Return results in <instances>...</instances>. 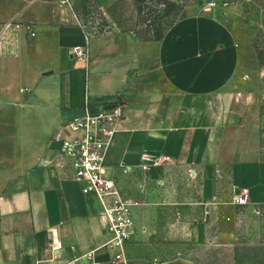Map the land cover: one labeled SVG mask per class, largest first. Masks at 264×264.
<instances>
[{
	"label": "crops",
	"instance_id": "0c3cea01",
	"mask_svg": "<svg viewBox=\"0 0 264 264\" xmlns=\"http://www.w3.org/2000/svg\"><path fill=\"white\" fill-rule=\"evenodd\" d=\"M95 1L109 30L87 36L62 0H0V264H204L195 252L230 194L219 188L227 167L231 199L250 194L245 206L229 204L261 222L263 92L239 76L241 46L219 0L179 18L160 41L121 28L113 14L155 0ZM78 46L88 61L73 55ZM116 95L125 118L106 149L107 174L120 186L135 174L165 185L185 170L198 183L176 189L163 217L138 211L122 261L102 203L74 177L60 141L79 136L69 124L87 99Z\"/></svg>",
	"mask_w": 264,
	"mask_h": 264
},
{
	"label": "rangeland",
	"instance_id": "374dc122",
	"mask_svg": "<svg viewBox=\"0 0 264 264\" xmlns=\"http://www.w3.org/2000/svg\"><path fill=\"white\" fill-rule=\"evenodd\" d=\"M74 1L78 3V0ZM203 2L215 3V0L137 1L135 10H131L128 5H122L113 14L121 28L136 27L143 36L151 35L156 41H160V33L164 35L179 18L194 12ZM225 2L219 0L218 7L222 17L239 39V76L242 79L251 78L263 92L261 107L264 117V5H224ZM88 3L92 6H89L87 12L81 8L80 16L95 32L106 33L109 29L105 14L95 0H89ZM228 174L227 167L218 179L222 194H230L221 200L222 205L213 210L207 245L198 249L195 255L204 264H264V206L260 208V223L248 218L244 207L231 206L229 199L232 192L229 190ZM197 184L195 175L185 170H177L165 185L146 180L144 174H135L124 183L121 181V187L135 193L143 203L146 217L151 215L154 218L163 217L166 200L176 189H192Z\"/></svg>",
	"mask_w": 264,
	"mask_h": 264
},
{
	"label": "built area",
	"instance_id": "2783aa9c",
	"mask_svg": "<svg viewBox=\"0 0 264 264\" xmlns=\"http://www.w3.org/2000/svg\"><path fill=\"white\" fill-rule=\"evenodd\" d=\"M77 4L74 0H62L68 20L75 21L87 36L99 33L85 23L79 12L82 7ZM89 6L92 5L88 3V9ZM212 6L213 3L208 10ZM73 55L78 60L88 61L87 46L75 47ZM125 109V101L121 95L99 100L89 98L81 115L69 124L79 131V136L74 140L59 139L61 151L72 159L74 177L85 183V190L94 192L102 203L103 215L108 220L113 235L111 248L115 250V260L119 261L124 260L125 247L136 235L137 213L143 207L138 196L126 192L115 177L107 174L104 167L106 149L116 133V126L125 118ZM231 200L236 206H245L250 201V194H236Z\"/></svg>",
	"mask_w": 264,
	"mask_h": 264
},
{
	"label": "trees",
	"instance_id": "16d2710c",
	"mask_svg": "<svg viewBox=\"0 0 264 264\" xmlns=\"http://www.w3.org/2000/svg\"><path fill=\"white\" fill-rule=\"evenodd\" d=\"M88 1L89 0H78V7H82L84 9L85 12L88 11V7H87V4H88ZM163 34L160 33L159 36H158V39L161 40L163 38Z\"/></svg>",
	"mask_w": 264,
	"mask_h": 264
},
{
	"label": "water",
	"instance_id": "95a60500",
	"mask_svg": "<svg viewBox=\"0 0 264 264\" xmlns=\"http://www.w3.org/2000/svg\"><path fill=\"white\" fill-rule=\"evenodd\" d=\"M237 193H239V192L237 191Z\"/></svg>",
	"mask_w": 264,
	"mask_h": 264
}]
</instances>
